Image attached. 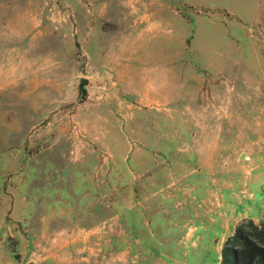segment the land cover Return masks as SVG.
<instances>
[{"label":"rangeland","instance_id":"374dc122","mask_svg":"<svg viewBox=\"0 0 264 264\" xmlns=\"http://www.w3.org/2000/svg\"><path fill=\"white\" fill-rule=\"evenodd\" d=\"M246 219L264 0H0V264H220Z\"/></svg>","mask_w":264,"mask_h":264},{"label":"trees","instance_id":"16d2710c","mask_svg":"<svg viewBox=\"0 0 264 264\" xmlns=\"http://www.w3.org/2000/svg\"><path fill=\"white\" fill-rule=\"evenodd\" d=\"M221 264H264V220L241 221L221 249Z\"/></svg>","mask_w":264,"mask_h":264},{"label":"water","instance_id":"95a60500","mask_svg":"<svg viewBox=\"0 0 264 264\" xmlns=\"http://www.w3.org/2000/svg\"><path fill=\"white\" fill-rule=\"evenodd\" d=\"M87 81L86 78H80L79 84H78V88L81 92L82 95H84L85 93V88L83 86V84ZM241 157H243V154H241ZM28 264H31V262H29Z\"/></svg>","mask_w":264,"mask_h":264},{"label":"crops","instance_id":"0c3cea01","mask_svg":"<svg viewBox=\"0 0 264 264\" xmlns=\"http://www.w3.org/2000/svg\"><path fill=\"white\" fill-rule=\"evenodd\" d=\"M246 220H247V219H246ZM251 220H252V219H251ZM252 221H253V220H252ZM253 222H254V221H253ZM254 223H255V222H254ZM238 224H239V223H238ZM238 224H237V225H238ZM237 225H236V226H237ZM234 230H235V228H234ZM234 230H233V232H234ZM233 232H232L230 235H232ZM230 235H229V236H230ZM229 236H228V237H229ZM223 243H224V242L222 241L221 245L218 247V249H219V253H220V254L218 255L219 263H220V260H221V249H222ZM220 264H221V263H220Z\"/></svg>","mask_w":264,"mask_h":264}]
</instances>
